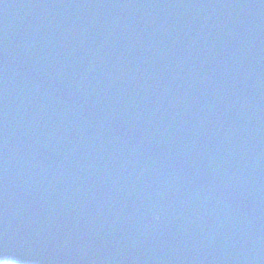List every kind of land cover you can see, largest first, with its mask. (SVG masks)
I'll return each mask as SVG.
<instances>
[{"label": "water", "instance_id": "water-1", "mask_svg": "<svg viewBox=\"0 0 264 264\" xmlns=\"http://www.w3.org/2000/svg\"><path fill=\"white\" fill-rule=\"evenodd\" d=\"M2 264H264V0H0Z\"/></svg>", "mask_w": 264, "mask_h": 264}, {"label": "snow or ice", "instance_id": "snow-or-ice-1", "mask_svg": "<svg viewBox=\"0 0 264 264\" xmlns=\"http://www.w3.org/2000/svg\"><path fill=\"white\" fill-rule=\"evenodd\" d=\"M0 264H2V262H0Z\"/></svg>", "mask_w": 264, "mask_h": 264}]
</instances>
